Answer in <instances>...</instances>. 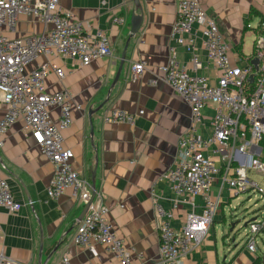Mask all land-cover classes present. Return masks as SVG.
Instances as JSON below:
<instances>
[{"label": "crops", "instance_id": "crops-1", "mask_svg": "<svg viewBox=\"0 0 264 264\" xmlns=\"http://www.w3.org/2000/svg\"><path fill=\"white\" fill-rule=\"evenodd\" d=\"M178 1L139 0L140 8H137L133 0H59L64 10L107 34L112 56L94 60L85 67L62 57L39 56L27 66L31 71L39 64L51 62L63 69V78L55 73L47 77V91L56 93L69 89L75 103L82 106V110L74 108L72 111L73 124L63 131L64 146L74 154L73 169L90 181L97 156V193L103 196L109 208V221L134 251L132 264H165L160 260V236L151 197L153 185L166 198L164 203L171 209L176 229L184 226L190 209L188 204L172 208L173 194L167 182L161 179L178 162L179 138L191 124V110L183 98L161 80L160 68L169 62L170 48L174 47L175 59L191 72L205 76L210 84H217L220 76V71L207 57L201 25H194L196 40L192 51L172 36ZM198 1L215 19L229 43L232 61L243 66L253 60L255 39L264 32V0ZM134 14L143 17L142 24L129 40L124 67L109 101L92 116L93 146L88 110L97 108L108 96L130 37ZM116 16L123 17L124 24H116ZM49 27L30 16L20 15L17 31L10 36L41 33ZM195 55L202 62L199 68L192 62ZM141 59L147 60L146 71L133 81L131 64ZM154 79H159L157 84H152ZM112 108L129 113L144 110V114L137 116L134 124L108 122L104 117ZM7 109L0 101V119ZM50 113L57 121L59 109L52 107ZM214 115L213 106L204 110L200 135L212 134ZM252 151L264 158L262 146ZM0 172L7 179L15 200L23 204L15 213L0 207V253L25 264H38L41 247L44 261L60 244L47 264H58L64 253L73 264H118L101 244L94 243L89 248L72 241L76 220L85 203L75 200L70 190L57 198L48 195L53 165L40 149L39 136L25 134L22 120L11 126L3 137ZM250 175L254 178L257 174L251 171ZM259 181L264 184V176H259ZM221 185L217 178L211 188L213 195L220 197L221 205L209 232L183 264H253L255 260L264 264V232L258 236L255 253L248 250L245 242L248 223L264 213V199L251 204L248 196L247 200L233 206L231 201L237 199V195Z\"/></svg>", "mask_w": 264, "mask_h": 264}, {"label": "built area", "instance_id": "built-area-1", "mask_svg": "<svg viewBox=\"0 0 264 264\" xmlns=\"http://www.w3.org/2000/svg\"><path fill=\"white\" fill-rule=\"evenodd\" d=\"M20 15L50 26L41 33L11 37L16 33ZM116 24L124 18L116 16ZM202 26L204 47L209 61L220 71L217 84L212 85L203 75L191 72L172 56L160 69L161 80L183 98L191 110V124L179 138L177 164L161 176L173 194L172 208L188 204L186 222L181 229L173 225V214L156 185L151 188L155 223L160 236V260L165 264H183L206 238L209 228L221 205L219 196L212 193L217 178L233 195L257 193L264 199V184L251 177L254 171L264 176V158L252 151L264 142V32L254 42L255 65L251 59L243 66L235 64L229 53V43L220 32L215 19L198 0H179L172 36L188 51L195 44L194 25ZM111 42L101 29H93L88 22L79 20L64 10L59 0H0V101L8 107L0 119V145L3 137L17 121L24 123L26 135L39 136V144L53 165L54 172L47 193L57 198L66 191L85 204L91 198V181L72 167V150L65 148L63 131L73 124L72 111L82 110L75 103L69 89L49 93L46 79L51 73L63 78L62 68L51 62L39 64L28 71L27 66L37 57H62L89 66L94 60L112 56ZM195 68L202 62L193 56ZM147 60L131 64L130 79L136 81L146 71ZM159 79L152 80L157 84ZM213 106L215 115L211 122L212 134L202 136L199 127L204 123V110ZM59 109L57 121L50 108ZM144 110L129 113L109 109L108 122L134 124ZM211 154H208V153ZM198 199L200 201H198ZM23 204L15 200L9 183L0 172V207L18 212ZM109 208L101 194H96L83 219L77 223L72 241L91 248L101 244L118 264H132L134 251L121 237L108 219ZM264 230V213L248 223L245 242L255 253L258 236ZM142 258V254H137ZM0 264H25L0 253ZM58 264H73L64 253Z\"/></svg>", "mask_w": 264, "mask_h": 264}, {"label": "water", "instance_id": "water-1", "mask_svg": "<svg viewBox=\"0 0 264 264\" xmlns=\"http://www.w3.org/2000/svg\"><path fill=\"white\" fill-rule=\"evenodd\" d=\"M133 1L135 3L136 7L140 8L139 0H133ZM142 19H143V17L140 14L139 15L134 14L133 17H132V27H131L130 37H129L128 41L126 42L125 48H124V50L122 52L121 61H120L117 73H116V75L114 77V80H113V82L111 84V87H110V90L108 92V96H107L106 100L102 104H100L97 108H95V109L90 108L88 110V117L90 119V138H91V143H92L93 146H95V144H94V140H93L94 127H93V123H92V116L97 111H99L109 101L111 90L117 84V82L119 81L121 72H122L123 67H124V63H125V59H126V49L128 47L129 40H130V38H132L138 32V30H139V28L141 27V24H142ZM253 63L255 65H257L258 64V59H254ZM95 152H97L96 148H95ZM97 163H98V159H97V156H96V166H95V168H94V170L92 171V174H91V188H92L91 198L85 204L82 212L78 216V218L76 220L77 223H79L83 219L84 215L87 213V211L89 209V206L91 205V203L93 202V200H94V198H95V196L97 194L96 183H95V177H96V171H97ZM69 231L67 233H69ZM59 246H60V244H57L55 246V248L49 253V255L47 256V258L44 261H43L42 247H41V250H40V253H39V257H38V264H47L48 261L50 260V258L53 256V254L57 251Z\"/></svg>", "mask_w": 264, "mask_h": 264}, {"label": "rangeland", "instance_id": "rangeland-1", "mask_svg": "<svg viewBox=\"0 0 264 264\" xmlns=\"http://www.w3.org/2000/svg\"><path fill=\"white\" fill-rule=\"evenodd\" d=\"M257 176V177H256ZM254 178L256 179V180H258L259 181V174H257ZM260 182V181H259ZM248 196H250V198L252 199V201L250 202L251 204H254V202L255 201H258V202H260L261 200H262V198L260 197V195L259 194H257V193H254V194H249V193H241V194H239V195H237L236 197H238L237 199L236 198H234V199H232V205L233 206H236L237 204H239V202L240 201H243V200H247V197ZM249 203V204H250ZM228 208V207H227Z\"/></svg>", "mask_w": 264, "mask_h": 264}, {"label": "trees", "instance_id": "trees-1", "mask_svg": "<svg viewBox=\"0 0 264 264\" xmlns=\"http://www.w3.org/2000/svg\"><path fill=\"white\" fill-rule=\"evenodd\" d=\"M261 146L264 150V142L261 143ZM263 232H264V230H263ZM253 264H260V260H255Z\"/></svg>", "mask_w": 264, "mask_h": 264}]
</instances>
